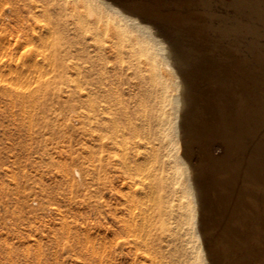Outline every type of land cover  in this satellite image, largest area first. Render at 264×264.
<instances>
[{"label":"rangeland","instance_id":"1","mask_svg":"<svg viewBox=\"0 0 264 264\" xmlns=\"http://www.w3.org/2000/svg\"><path fill=\"white\" fill-rule=\"evenodd\" d=\"M153 1L155 2L156 6L158 5L156 11L158 10L159 11L155 12V14L151 16L153 20L152 23L150 24L153 26V29L159 31L160 33L159 37L163 41H165L166 45L171 50L176 64H178L180 70L182 71L181 77L182 78L184 77L183 79L186 86L188 98H186L187 100H186L185 108L187 109V111L184 108L185 113H183V117L185 118L186 116L185 119L183 118V123H184L183 126L185 125L183 130L186 131V134L184 135V143L186 141V144L183 143L184 144L183 148L187 152L185 154L189 164L193 165L199 161V163L193 165V168L196 169L198 167L196 170L198 171L201 170V172L199 173H202L200 174L199 180L201 181V184L205 189V190L203 189L204 197H205L203 206L206 207V208L204 207V212L206 210L205 213L209 215V216H207L206 214L204 215V220L206 221V222L204 221L203 223V227L205 229L204 235H207L208 232L207 235L208 239L206 236H203L204 237L203 245L207 250H211V251L216 250L219 252V254L221 255V264L223 263L222 261H225L224 264H246V263L256 264L260 260L262 259L264 260V247H262L264 246V240H263L264 222H262L264 221V217H263L264 211H261L264 210L263 207L264 205H262L264 204L263 203L264 199H262L264 198L262 196L264 195V179H263L264 161H262L264 159L263 158V154H264L263 152L264 151L263 150L264 149V120H263L264 119V104H263L264 103V99H263L264 98V80H263L264 79V66H263L264 65V45H263L264 44L263 41L264 0H242V1L240 0H153ZM33 3H35V5ZM33 5L34 8L29 9V7ZM42 5H44L43 0H0V264H152V263L183 264L186 257L182 255L180 248L181 245L179 241L176 239L175 234L172 233L173 230H168V228H166V230L164 231L168 230V232H164L163 229L161 228L162 227L161 221L166 222L169 220L171 221L172 219H169V216L166 215L163 216L164 218L166 217L165 220L163 218H159L158 215L157 218H155L156 215L153 214L154 213L153 211H152V216L153 215L154 216L153 217L150 216L151 220L149 219V217H144V216H143L144 220L141 219L142 218L141 216L143 214L142 212H144L146 208L145 204H144L145 207L144 208L142 207L143 204L141 202H144L145 200L147 202L152 201L151 203L148 204H150V206L151 205L153 206V201H155L154 197L151 198L154 200L148 201L147 197H145L143 194L140 193L142 190H144L139 188L142 186L143 182H144L143 183L144 188L147 189L146 184L148 183L149 179L146 178V176L149 175V172L153 167V166H148L151 167L148 168L146 165L148 162H146L144 159L151 158L154 155V153L149 154L152 155L151 157L148 155V157L145 156L144 158L143 156L145 152L151 153L153 151L156 154V153H160L161 150L152 149L149 146L150 144L149 143H148L149 145L147 144L148 140L146 141V139H149V137H146V139L145 137L144 138L142 137L145 135L151 136L153 135L152 134L153 132L151 131L150 127H148L147 129L148 122L146 123L145 122L146 119L144 118L145 116L144 113L148 110V108L146 107L149 105L148 102L149 100H147L146 96H144L145 90L144 87H142V85L144 86V84L141 79L139 78L135 79L136 75L135 73H133L134 68L130 70L131 66H134L131 65L134 64L131 61L135 62L134 56H133L134 59L133 58L131 59L130 57V55L131 56L134 55V53L130 52L132 50L131 49L132 47L130 48L129 46L126 45L130 49L129 50L127 48V52L130 54L129 55L126 52V48L123 51V47H126L125 44L121 45L122 48L118 46L120 50L122 49L121 50L122 54L120 53L122 57L119 55L120 50L116 48H115L116 50L114 49L115 46L109 47L107 45L108 47H106L105 45L107 51H105L106 50L105 47L102 50L97 49L94 43L92 42V40L86 41L82 39L79 35H77L70 22L67 20L65 21V19L60 15V13L55 11L54 7H51L49 5V10L48 12L45 13L42 8L43 7ZM174 14L176 15V17ZM44 22L45 24L46 23L48 24L49 31L43 30L45 25ZM106 35L109 36V33L108 34L106 33ZM108 36H104V37L108 38ZM117 50L119 51L118 54L116 52ZM101 51H104L103 57L106 55L108 58L109 56L108 58L109 60L106 58V56L105 59H101L99 57L100 56L99 53L101 54ZM104 53L106 54L104 55ZM125 54H127V56L129 55L128 56L129 60L131 59L130 61L128 60L129 62H131L129 63V65L127 63L128 57ZM97 56L99 57V59H101L102 65L104 67L107 66L105 67L104 70H103L104 67L99 68L101 67V62L98 61L99 59L97 58ZM93 57L94 60H92ZM139 58L140 57L136 59ZM75 61H77V64ZM94 61L97 62L96 67H95L96 63L95 64L93 63ZM116 63H118V65ZM119 64L120 65L122 64L121 65L122 67H120ZM124 64H126V66ZM90 66L93 67L94 71L91 69L89 70ZM111 66L113 67V69L114 67L117 66L118 69L121 71L118 70L119 72H117V70H115L117 68H115L114 69L115 72H114ZM110 67L112 71L108 69ZM44 68H45V72H44ZM47 68L48 70H46ZM95 68L96 69L99 68L100 71L103 70L102 71L103 73H101L102 76H99L100 75L99 69H97L98 71H96ZM106 68L109 71H107ZM126 68L128 69V72L126 71L127 70ZM106 71L108 74L106 73ZM90 72L91 73L93 72V75L90 74ZM95 73L97 74L99 73V74L97 75ZM118 73L119 76H115L118 75ZM94 75H96L98 79ZM130 75L132 77H129L127 79V76ZM111 76L112 77L114 76L117 79L113 80L114 77L112 78ZM106 79L107 80L110 79V81L113 80L114 82L112 81V83H116V84L112 85V83L110 81H106ZM132 79L134 80V82H131ZM97 80L101 82L100 84H102L103 81V83L105 82L106 85L108 84L111 86L119 87L118 90L121 91L122 89L123 91V92L121 91L122 93L119 91H115L116 90L115 87L112 88L111 86H109L111 87L110 88L111 91H113V89L115 88L112 93L115 96L111 94L112 98L111 97L110 98L113 100L115 99L114 102L120 101L119 103L118 102L114 103L113 100L108 98L109 104L114 103V105H112V107L114 106L113 107L114 111L112 115L115 113L114 114L115 119L118 121L119 125H123V128L122 126H120L121 127L119 128L120 130L118 129V132L119 131L120 132L119 133L117 132L119 134L118 139L120 140V142L119 140L117 142L119 144L118 146L117 143L113 142L112 137H110L111 136L110 134H112L113 136L114 132L110 131L109 128L107 131L106 127L95 128V126L92 127L87 123V113L88 111H92L90 110L92 108H90L89 104L87 103L89 102L88 101L89 99L85 95V90L86 88L91 87L92 85L94 86L96 84L98 85L99 82L93 83V81L96 82ZM87 81L89 82L88 83L89 85H91V83L92 85L89 86L87 84ZM119 81L120 83H118ZM141 91H144V93ZM116 92L120 94H117ZM121 94L122 95L124 94L123 97L121 96V98H123L122 99L123 101L119 96ZM116 95H118L117 97L120 99L114 98L116 97ZM137 96L139 97L142 96V97L138 98ZM131 97L134 98L133 100L130 101V99H132ZM135 98L137 99L142 98L141 99L142 103ZM125 100L127 101V103L125 102ZM121 102L123 103L121 104ZM115 105L119 107L127 106L126 108L124 107L123 108L124 110H127L128 113L130 112L129 114H127L128 117L122 115L121 110L123 109H121V107L116 108L115 110ZM141 108L147 110L145 111L144 109ZM118 110L120 111L121 115L118 113L119 112ZM138 110H143V111H139L140 112L139 113ZM197 110H199V112ZM186 113L189 116H187ZM118 115H120L121 117ZM261 115L263 117H261ZM141 116H143L142 117L143 119L141 118ZM124 117L126 120L130 119V121L124 120ZM120 118L123 119L122 120L124 121L123 123L121 122ZM125 124L126 125L129 124L130 127L129 126L125 127L124 126ZM143 124L146 125L144 126ZM225 124H228V129H227L228 131H226L227 133L219 132L217 129H220V127H223V125ZM131 128L132 129L134 128L135 130L134 129L132 130ZM97 129L99 131L101 129L102 131L99 132ZM103 129H106L104 130L105 132H103ZM136 130H138L137 133H135ZM131 131H133L132 134ZM146 131H148L149 133H147ZM208 131L210 134L208 133ZM212 131L213 132L215 131L214 134ZM126 132L127 133L129 132L132 136L129 133L127 134ZM221 133L222 135H220ZM123 134L124 135L126 134L127 138L129 137L128 138L129 140L126 139L125 138L126 135L123 136ZM136 134L137 135L139 134L141 137L139 135L138 136L140 138H138V136L135 137ZM224 135L228 137H225ZM92 136H95L94 137L95 139H93ZM101 136L104 138H101ZM106 136H108L107 138H111V140L105 138ZM218 136L221 138H219ZM223 136H224V140L222 139ZM229 136L230 137L233 136L231 139L232 142ZM120 137L122 138L120 139ZM142 138L145 140H143ZM207 138L208 140L210 139L209 141H211V143L208 140H206ZM139 139H142L143 141ZM94 140L96 141L99 140V142H96ZM100 140L102 143L100 142ZM104 140H106L105 143ZM124 140H126V142H123ZM133 140H135V142H133ZM204 140L207 143H205ZM141 141L142 142L145 141V142L142 143ZM227 141L228 142L230 141V143H228ZM94 142H96L98 145L95 143L97 145L95 146ZM219 142L220 144L218 145ZM130 143L133 147L130 146ZM137 143L139 145H136ZM203 143L205 144L203 145ZM212 143L214 146L212 145ZM215 143L217 144L215 145ZM248 143L250 145H248ZM140 144H142V146ZM239 144L244 147L239 146ZM89 145L91 146L93 145L92 146L93 148ZM110 145H112V147H110ZM143 145L148 146V147L146 146L147 150H145L146 147L144 148ZM236 145H238L240 148L237 147ZM246 145L248 146L249 150L248 148H246ZM253 145H255L257 148ZM119 146L123 149V151H121L122 149H119ZM105 147H108V149L107 148L105 149ZM142 147L144 148L145 152H143L144 150L142 149ZM149 147L151 148V150ZM251 147L254 148V150ZM94 148L97 151V152L95 151V154H94V150H95ZM109 148L112 149L111 150L112 152L110 151ZM130 148L136 150L137 153L133 152V150L130 151ZM204 148H208V149L206 150ZM237 148L239 150V154L237 152ZM242 148H246V149L242 150ZM116 149L117 150L119 149L118 155L116 153L113 154L114 152H117ZM220 149L223 151H220ZM224 149L227 150L224 152ZM250 149L253 153L252 152L250 153ZM106 150H109L110 154L108 153V151L106 152ZM128 150L130 151V153L128 152ZM157 150L159 152H157ZM187 150L188 151L190 150L192 154H190L191 152H188ZM210 150L213 153H210L209 152ZM228 150L229 151L232 150L234 153L233 152L230 153ZM120 151L123 152L122 153L123 155L125 156L127 155V160L129 164L122 163L121 160L122 158L124 159L125 156L120 157L119 155ZM125 152L127 154H125ZM200 152H202L203 155L201 154L200 156L199 154ZM242 152L244 153V155ZM89 153H91L92 155L90 154L89 156ZM140 153L143 154V156ZM233 154H235V156ZM255 154H258L260 156H257ZM111 155L112 157H114L115 160V163L113 165L117 164L116 167L112 165L113 162L111 161L114 160L112 159ZM136 155L137 156L141 155L140 157H143L141 159L143 160V162H146L145 165H143L144 164L143 162L141 163L139 161L140 157H137ZM230 155L233 156L230 158ZM239 155L243 157L241 158ZM94 156L97 157L98 160H96ZM115 156L116 158L117 157L118 158L116 159ZM132 156L135 157L134 161H133L134 157ZM188 156H190L191 159ZM226 156L227 158H225ZM129 157L130 158L132 157V160H130ZM90 158L93 159L90 160ZM195 158H197L196 161L194 160ZM213 158H215L214 160L217 161L218 163H214L215 161L213 160ZM153 159L154 158L152 157L151 159H149V161L150 160L153 161ZM189 159L192 162L189 161ZM234 159H236L237 161H235ZM252 159L257 160L258 162L254 160L256 163L255 164L254 161H252ZM116 160L118 161L116 162ZM136 160L137 162L139 161L143 165V167L142 165L139 166L138 165L140 164L139 162L138 164H136L139 166V167L137 166L138 168L140 167L142 168L140 169L141 170L140 173L137 168L136 169L134 168L135 163H132V161L136 162ZM93 161H94L93 163L94 166L91 164ZM209 161H210V165L207 164L209 163ZM229 161L231 165L228 164ZM120 162L123 166L120 164ZM201 162L202 165L200 164ZM260 162L263 165H261ZM219 163H221L220 166ZM232 163L234 166L232 165ZM96 164L98 165L96 166ZM118 164L121 165V168L118 167ZM225 164L233 168L228 167ZM236 164L237 165L241 164L240 166L242 167H240L239 165L237 166ZM107 165L109 166L107 167ZM125 165H134V167L128 166V169L131 172V174L130 172L127 173V168ZM215 165L217 166L215 167ZM111 166L114 167L115 169L114 168L111 169ZM144 166H146L147 167L146 169L148 170H145ZM200 166H202L203 168ZM206 166L207 167L209 166L208 167L209 170ZM221 166L223 169L221 168ZM236 166L238 168L240 167L238 170L239 172L236 171L238 169ZM252 166L255 169H253ZM122 167H125L123 168V170H126L125 172L121 170ZM132 167L135 170H138V171L135 170L134 171L139 173L140 175L137 173L134 174L135 172L132 171L133 170ZM199 167L201 168L200 170ZM204 168L208 170L206 173L209 172L208 174L211 175L212 173V175L209 176L207 174H204L206 171ZM242 168L243 169L247 168V169L243 170ZM210 169L213 170L211 171ZM116 170L117 172H115ZM142 170H145L146 172ZM255 170L258 173L257 172L255 173ZM119 171H121V173ZM240 171L246 173L245 175L242 172L244 176L248 175L247 176L248 179L247 177L242 176V173H240ZM253 171H254L253 174L254 179H252L253 175L251 174L253 173ZM261 171H263V174ZM103 172H107V173L104 174ZM141 172L142 173L145 172L144 175H141L142 174ZM228 172H230V174L232 173V175L234 176L232 177V179H230V181L229 179H227L228 181L226 180V178H231L232 176V175L230 176ZM233 172H235L236 174ZM259 172H261L260 173L261 175L259 174ZM126 173L129 174L130 177ZM249 173L251 175L250 177H249ZM124 174H126L127 176ZM225 174L226 176H224ZM120 175L121 177L119 178L118 176ZM136 175L137 176L139 175L140 177H137ZM236 175H240L239 176L240 178ZM255 175H257L259 178ZM106 176H108V178H106ZM261 176L263 177L261 178L263 182H259L260 183L259 184L257 182L260 181ZM135 177H137L138 179L140 178L139 180H142V183ZM255 177L257 178L255 179ZM125 178L129 180H126ZM143 178L146 179L143 180ZM132 179L133 180L137 179L138 182H140L141 184L137 183V180L134 182L133 181L130 182V180ZM147 179L148 181H145ZM219 179L222 180L220 181L222 183L219 182ZM238 179L239 182L240 181L242 182V184H240L241 182L240 183L238 182ZM122 180L123 182L125 181L124 184ZM118 182L121 183L122 186ZM229 182L232 185L235 184L236 182V184L234 185L235 190L233 189L234 186L232 188L231 187L232 185L229 184ZM130 183L132 184V187L135 186L134 188L136 192L133 188L131 190L130 189L131 187L127 186ZM210 183H214V184L210 185ZM262 183L263 186L261 185ZM105 184L108 185L106 186ZM218 186L220 187V189ZM227 186L229 187L227 188ZM244 186L245 187L248 186L247 189L250 191L252 195L249 194V191ZM255 186H258V188L256 189ZM221 187L226 190L229 189L227 191L228 194ZM119 188H122V190ZM251 188L252 189L254 188L255 189V190L253 189L254 191L257 190L258 193L256 191L254 194ZM239 189L242 190L239 191ZM120 190L123 192H121ZM137 190H139L140 192H137ZM127 191L130 192L127 193ZM133 192L136 196H138V200H140L139 202L136 200V197H134L135 195L133 194ZM125 193H127L128 195L132 193L133 196L131 194H130L131 196H128ZM137 193L139 195H137ZM121 194L123 195V197L124 196L125 197L123 198ZM256 194L259 196L257 197ZM215 195L217 196V199ZM140 196L144 198L140 199L141 198ZM209 196L210 197L213 196L212 197L213 199L210 198ZM247 196H249V198ZM253 196L256 197H254L253 199ZM127 197L129 199L133 198V200H136L137 202L134 201L132 203L133 200L131 199L132 201H130L129 204L128 202L129 199H127ZM206 198L208 199L206 200ZM236 198L238 201L236 200ZM122 199L123 202H125L126 200L128 202V205H126L127 202L123 203L121 201ZM209 199L211 200V202H209L210 201ZM117 200L121 201V204L124 205V207L126 206V208L122 206L121 209L120 208L121 204ZM226 200L227 201L229 200V203H227ZM253 200L255 201L254 204H252L254 202ZM259 200H261L262 202H260ZM220 201L222 204L220 203ZM212 203L213 206L215 205V207L212 206ZM218 203L222 206V208L221 206H219ZM132 204H134V206ZM135 204L137 205L139 204V207L140 206L141 207L138 208V206H136ZM251 204L253 206H251ZM127 206L130 210L127 208ZM129 206H131V208ZM207 206L209 208V212ZM209 206L213 209H211ZM254 206L255 208L253 210L252 208ZM256 206L258 207V209ZM132 207L136 208L133 209L136 212L139 209L144 210L141 212L142 213L141 215H140V211H138L140 217L137 215L138 214L137 212L136 214L137 216L135 218L137 221L135 222L134 220V223L132 222L133 224L137 223L139 226L138 228L134 229V227H137L136 226L137 224L133 225L132 223H129V226L131 225L134 226L133 229L136 230V232H134L133 229L131 231L134 232L136 235L130 231L131 227H129L130 229L129 228L127 229L128 225H125L126 221L129 222V219L132 220L135 217V216L133 217L132 215L133 213L131 212ZM241 207L245 210L243 211ZM259 207L262 208L259 209ZM256 209L260 214L256 211ZM128 210L130 211V213ZM218 211L220 213H218ZM250 211L254 213L252 214ZM123 212H127V213H123ZM241 212L243 213L245 212V213L243 214ZM257 213L259 214V218ZM124 214L125 215L128 214V215L125 216ZM129 214L133 218H130ZM261 214H263V216ZM118 215L120 217H118ZM229 216L231 217L230 220L228 221ZM121 218L122 220L125 221L124 224L121 222ZM152 218L153 219L155 218L157 224L155 220L152 221ZM207 218L208 220H206ZM219 218L221 221L218 220ZM118 219L120 220L121 223L119 222ZM139 219H140V223H145V222L148 223V224L145 223L146 225L143 224L144 229L146 231H143L141 229L143 228V225L142 227H140L139 225L140 223L138 222ZM145 219L146 220L148 219L149 222L152 221L151 222V225L153 224L152 227L150 226L147 227L150 224L149 222L145 221ZM234 219L235 221H233ZM210 221L213 223H211ZM218 221H220L221 223L219 222L220 224H218ZM227 221L229 222L230 225L228 224ZM172 222H173L172 223L173 227H175L174 224L175 222L173 220ZM235 222L236 224L241 223V225L237 224L238 225L237 226ZM257 222L259 225L257 224ZM226 223L228 227L226 226ZM245 225L246 227L244 228L243 226ZM233 227L235 228L234 230ZM237 227L238 229L239 228L240 229L238 230ZM260 227L263 229L262 231L260 230L261 229ZM125 228L126 230H129L127 231L128 233H131L129 234L130 236H128L127 234L125 236V234L121 232L125 230ZM139 228L141 230H139ZM151 228L154 229L156 233L154 231H149L152 230ZM222 228L224 230L227 229V231H222ZM156 229L159 230L156 231ZM241 229L242 232L240 231ZM246 230L247 232H245ZM254 230L256 231V233H254ZM141 231L143 232L139 234L138 232ZM148 231L149 234H147ZM251 231L252 234L250 233ZM258 231H260V233ZM145 232L147 233L145 234ZM167 233L169 235H167ZM144 234L146 236H144ZM210 234L211 235L213 234V236L216 237L213 238ZM253 234L256 235L254 236ZM142 235L146 237L147 240L146 239L141 240V238L143 237ZM250 235H253L254 238L253 236L251 237ZM136 236H139L140 239L138 237L136 238ZM150 236H152V238H156L157 240L154 239L155 241H152L153 239L150 238ZM220 237H222L223 239ZM258 237L260 238V240L258 239ZM133 238L134 240L137 241L135 242ZM245 239L246 241L248 239L249 240L246 242ZM226 240L229 243H231L232 246H230L231 244H229ZM138 241L139 242L142 241V242L138 243ZM144 241L147 242V243L145 242L146 245L147 244L149 245L147 246L143 245L145 244ZM217 241L218 242L220 241V243L222 244L217 243ZM241 241L242 242L245 241L244 242L245 244L241 243ZM260 241L263 242L262 243L263 245L260 244L261 243ZM134 242L136 245L133 244ZM208 242L210 245L208 244ZM205 243H207L206 246ZM141 244H142V248H145V250L141 248ZM219 244L223 246V249H221L222 247L219 246ZM240 244L241 246H239ZM225 245L226 247H224ZM236 245H238L240 248L238 246L236 247ZM138 246L140 247V249L138 248ZM146 247H148V249ZM238 249L240 253H238ZM242 250L243 251L245 250L246 252L244 253ZM248 250H250L251 252ZM252 250L254 252H252ZM148 251L149 252L151 251L150 252L151 256L153 255V253L155 254L153 255L154 257H152L153 258L152 260L150 259L146 260L145 258L147 257V255L146 257H144L145 254L149 253ZM248 252H250L251 254H249ZM252 253L253 255L254 254L255 255L252 256ZM235 254H237V256ZM239 254H241L243 258L240 257L241 255ZM259 254L263 255V257L260 258L261 255ZM227 257L229 258V260ZM230 257H233V259L235 260L233 261V259H231ZM154 258L157 259L158 261L157 263L155 262L156 259L154 260ZM254 258L257 259L254 260ZM224 259H226L227 262ZM228 261L230 262L228 263ZM261 262L257 264H260Z\"/></svg>","mask_w":264,"mask_h":264},{"label":"bare ground","instance_id":"2","mask_svg":"<svg viewBox=\"0 0 264 264\" xmlns=\"http://www.w3.org/2000/svg\"><path fill=\"white\" fill-rule=\"evenodd\" d=\"M240 1H242V0H240ZM157 2V1H156ZM43 3H44V5H42L43 7V10H44V12L46 13V12H48V10H49V5L51 6V7H54L55 8V11H57V12H59L60 13V15L65 19V21L67 20V21H69L70 22V24L72 25V27L74 28V30H75V32H76V34L77 35H79L82 39H84V40H92V42L94 43V45L96 46V48L97 49H100V50H102V49H104V47H105V45H106V47H112V46H115L114 47V49L116 48V49H119L118 48V46H120L121 47V45L122 44H125V46L127 45V46H129L132 50L130 51V52H132V53H134V55H130L128 52H127V48L129 49V47H123V51L125 50V48H126V52L130 55V57H131V59L133 58V56H134V60H135V62L134 61H131V62H133L134 64H131V65H134V66H131V69L130 70H132V68H134L133 70H134V72L133 73H135V75H136V78L135 79H137V78H139V79H141L142 80V82H143V84H144V86L142 85V87H144V90H145V94H144V96H146V98H147V100H149L148 102H149V105L146 107V108H148V110L147 109H144V108H141V109H144L145 111V116H144V118L146 119V123H147V129H148V127H150V129H151V131L153 132H151L153 135H151V136H146L145 134H143V135H145V136H142L143 138L145 137V139H146V137H149V139H146V141L148 140V142H147V144L152 148V149H159V150H161L160 151V153H156L155 154V152H151V153H146L145 152V150H147V147L146 146H144V148L146 147V149L144 150V148L142 147V149L144 150L143 152H145L144 153V156H143V154H141L144 158H145V156L146 157H148V155L149 154H152V153H154V155L152 156V155H149L150 157L152 156L154 159H153V161H151V162H153V163H151L150 161H149V159H151V158H149V159H147V158H145L144 160L146 161V162H150L149 163V165H148V163L146 164L147 165V167L148 166H153L152 167V169L150 170V172L149 171H147V172H149V175L148 174H146V175H148V176H146V178H148L149 179V181H148V179L147 180H145V181H148V183L146 184L147 186V189H145L144 188V186H143V183H142V180H139L137 177H140L139 175V173H140V169H142L141 167L140 168H138L140 165H142L141 163L143 162V160L141 159V158H143V157H140V156H137V157H140V164H138V162H137V160H136V162H133L134 160H135V154H134V156H132V157H134V159H133V161H132V163H135V167H134V165H125L126 166V168H127V173H129L130 171H129V169H128V166H133L135 169L137 168L138 170H139V173H137V172H135V171H138V170H135L133 167H132V169H130V170H132V171H134L135 173L134 174H139L137 177H135V178H137L141 183H142V186H143V188H142V186L141 187H139L140 189H144V190H142L141 192L139 191V190H137V192H140L141 194H143L145 197H147V199H148V201L149 200H154L155 199V201H153V206L151 205L150 206V204H148V203H151L150 201L149 202H147L146 200L144 201V202H141L143 205L145 204L146 205V208H145V211L144 210H138V211H140V215L142 214V220H144L143 218L144 217H149V219H150V216L151 217H153L152 216V211L154 212L153 214H155L156 216H155V218H157V215H158V217L159 218H163L164 220H165V218L163 217V216H169V219H172L175 223V227H173V225H172V220L170 221H161V228L163 229V231L164 230H166V228H168V230H173V232L172 233H174L175 234V237H176V239L179 241V243H180V245H181V252H182V255H184L185 257H186V259L184 260V262H183V264H221V255L219 254V252L218 251H216V250H214V251H211V250H207V249H205V247H204V245H203V236H206L207 237V235H208V232H207V235H204V233H205V229H204V227H203V223H204V215L206 214L207 216H209L207 213H205L206 212V210H205V212H204V207L205 206H203V202H204V192H203V185L201 184V181L199 180L200 179V174H202V173H199V172H201V168L200 167H202V166H200L199 167V170L200 171H198V170H196L195 168H193V165H195V164H197V163H199V161L198 162H196L195 164H189V162H188V160H187V157H186V154L185 153H187L186 152V150L183 148V145L184 144H186V141H185V143H184V135L186 134V131H184L183 130V128H184V126H183V113H185V104H186V98H188L187 97V91H186V86H185V82H184V77L182 78L181 76V73H182V71L180 70V68H179V66H178V64H176V62H175V60H174V56H173V54H172V52H171V50L169 49V47L166 45V43H165V41H163L160 37H159V35H160V33H159V31L158 30H156V29H153V26L150 24V23H152V20H153V18L151 17V16H153L154 14H155V12H158V11H156L157 10V6H156V4H155V2L153 1V0H43ZM32 4V3H31ZM34 5H35V3H33ZM34 5L33 6H31V7H29V9H33L34 8ZM229 5V4H228ZM163 6V5H162ZM187 6V5H186ZM237 6V5H236ZM247 6V5H246ZM250 6V5H249ZM248 6V7H249ZM177 7V6H176ZM159 8V7H158ZM173 8V7H172ZM37 9V8H36ZM34 11V10H33ZM181 11H183V10H181ZM214 11V10H213ZM187 12V11H186ZM212 12V11H211ZM252 12V11H251ZM181 13V12H180ZM183 13H185V12H183ZM191 13V12H190ZM217 13V12H216ZM156 14H158V13H156ZM182 14V13H181ZM188 14V13H187ZM193 14V13H192ZM214 14V13H213ZM262 14V13H261ZM175 15V14H174ZM183 15V14H182ZM220 15V14H219ZM251 15V14H250ZM37 16V15H36ZM184 16H187V15H184ZM183 16V17H184ZM171 17V16H170ZM175 17H176V15H175ZM253 17V16H252ZM201 18V17H200ZM173 19V18H172ZM172 19H171V21H172ZM175 19V18H174ZM177 19V18H176ZM198 19V18H197ZM261 19V18H260ZM158 20V19H157ZM178 20V19H177ZM225 20V19H224ZM179 21H181V20H179ZM255 21V20H254ZM178 22V21H177ZM172 23V22H171ZM170 23V24H171ZM44 24H45V22H44ZM173 24H175V23H173ZM42 27H43V25H42ZM253 27V26H252ZM45 28V29H44ZM44 28H43V30L45 31H49V26H48V24L46 23L45 25H44ZM172 30V29H171ZM253 30V29H252ZM257 30H258V28H257ZM260 30V29H259ZM222 32V31H221ZM248 32V31H247ZM106 33L108 34L109 33V36L108 35H106ZM220 34V33H219ZM224 34V33H223ZM236 34H237V32H236ZM193 35V34H192ZM253 35V34H252ZM104 36H108V38L106 37H104ZM170 36V35H169ZM233 37V36H232ZM231 37V38H232ZM176 38V37H175ZM227 39V38H226ZM209 40H210V38H209ZM215 41V40H214ZM263 41H264V39H263ZM234 42V41H233ZM258 43V42H257ZM256 43V44H257ZM108 45V46H107ZM262 45V44H261ZM264 45V44H263ZM117 46V47H116ZM241 46V45H240ZM257 46V45H256ZM259 46V45H258ZM105 47V48H106ZM171 47V46H170ZM193 47V46H192ZM233 47V46H232ZM122 48V47H121ZM231 48V47H230ZM240 48V47H239ZM254 48V47H253ZM115 49V50H116ZM172 49V48H171ZM120 50V49H119ZM122 50V49H121ZM121 50H120V52L117 50L116 52H117V54H118V52H119V55L121 56V54H122V52H121ZM130 50V49H129ZM95 51H98V50H95ZM105 51H107V48H106V50ZM103 52L104 51H101V54L99 53V57L101 58V59H105V54L106 53H104V57H103ZM244 52V51H243ZM121 53V54H120ZM245 53V52H244ZM126 56H127V54H125ZM128 55V56H129ZM175 55V54H174ZM243 55H245V54H243ZM92 56H94V55H92ZM124 56V55H123ZM127 56V57H128ZM206 56V55H205ZM235 56V55H234ZM253 56V55H252ZM96 57V56H95ZM99 57L97 56V58L99 59ZM117 57H118V55H117ZM122 57V56H121ZM138 57H140L139 59H136V58H138ZM141 57H142V59H141ZM172 57H173V59H172ZM222 57V56H221ZM230 57V56H229ZM106 58H107V56H106ZM108 58H109V56H108ZM107 58V59H108ZM235 58V57H234ZM97 59V60H98ZM101 59H99L98 61H100L101 62ZM106 59V60H107ZM117 59V58H116ZM130 59V60H131ZM209 59V58H208ZM92 60H94V57H93V59ZM97 60H95V61H97ZM105 60V61H106ZM109 60V59H108ZM118 60V59H117ZM117 60H116V62H117ZM120 60V59H119ZM122 60V59H121ZM129 60V57H128V59H127V61ZM129 60V61H130ZM216 60V59H215ZM89 61H90V59H89ZM93 62L94 64L96 63V65H95V67L97 66V62ZM123 61H125V60H123ZM127 62L128 63V65H129V63H131V62ZM239 61V60H238ZM76 62V64H77V61H75ZM92 62V61H91ZM99 62V63H100ZM107 62V61H106ZM106 62H104V63H106ZM200 62V61H199ZM229 62V61H228ZM230 62H232V61H230ZM240 62V61H239ZM247 62V61H246ZM251 62V61H250ZM262 62V61H261ZM90 63V62H89ZM88 63V64H89ZM119 63V62H118ZM118 63H116L117 65H118ZM120 63H121V61H120ZM125 63V62H124ZM210 63V62H209ZM235 63V62H234ZM74 64V63H73ZM190 64V63H189ZM201 64V63H200ZM236 64V63H235ZM239 64H241V63H239ZM257 64V63H256ZM47 65V64H46ZM54 65V64H53ZM55 65H57V64H55ZM100 65V64H99ZM120 65V64H119ZM122 65V64H121ZM120 65V67H122ZM125 66H126V64H124ZM123 65V66H124ZM251 65V64H250ZM88 66V65H87ZM92 66H93V64H92ZM217 66V65H216ZM229 66V65H228ZM235 66V65H234ZM264 66V65H263ZM104 66L102 65V62H101V67H99V68H103ZM105 67H107V66H105ZM105 67L103 68V70L105 69ZM112 67V66H111ZM111 67L110 68H108V69H110V71H112L111 70ZM130 67V66H129ZM182 67V66H181ZM208 67V66H207ZM230 67V66H229ZM99 68H97V69H99ZM115 68H117V69H115ZM210 68V67H209ZM234 68V67H233ZM255 68H258V67H255ZM52 69V68H51ZM93 70V67H89V70ZM96 69V68H95ZM96 69V71H98ZM107 68H106V70L107 71H109ZM112 69H113V67H112ZM114 69L115 70H117V72H119V71H121V70H119L118 69V67L116 66V67H114ZM113 69V71L115 72V70ZM123 69V68H122ZM127 69V68H126ZM201 69V68H200ZM46 70H48V68L46 69ZM102 70V71H103ZM119 70V71H118ZM124 70V69H123ZM129 70V71H130ZM218 70V69H217ZM94 71V70H93ZM102 71H100V69H99V72H100V75L99 76H102L101 75V73H103ZM107 71H106V73H107ZM127 72H128V69L126 70ZM44 72H45V68H44ZM48 72V71H47ZM105 72V71H104ZM126 72V73H127ZM237 72V71H236ZM243 72V71H242ZM132 73V72H131ZM220 73V72H219ZM240 73V72H239ZM45 74V73H44ZM90 74H92L93 75V72L91 73L90 72ZM95 74H97V73H95ZM99 74V73H98ZM97 74V75H98ZM108 74V73H107ZM114 74V73H113ZM116 74V73H115ZM121 74V73H120ZM122 74H125V73H122ZM128 74V73H127ZM242 74V73H241ZM260 74H261V72H260ZM38 75V74H37ZM92 75H91V77H92ZM225 75V74H224ZM235 75V74H234ZM238 75V74H237ZM251 75V74H250ZM47 76V75H46ZM95 77H96V75H94ZM98 76V77H99ZM103 76H104V74H103ZM110 76V75H109ZM108 76V77H109ZM115 76H119V73H118V75H115ZM184 76V75H183ZM106 77V76H105ZM112 77V76H111ZM114 77V76H113ZM112 77V78H113ZM129 77H132L131 75L130 76H127V79L129 78ZM190 77V76H189ZM248 77V76H247ZM246 77V78H247ZM97 78V77H96ZM187 78V77H186ZM98 79V78H97ZM101 79V78H100ZM103 79V78H102ZM108 79V78H107ZM106 79V81H110V79L109 80H107ZM116 80L117 78L116 77H114L113 78V80ZM119 79V78H118ZM122 79V78H121ZM232 79V78H231ZM242 79V78H241ZM95 80V79H94ZM105 80V79H104ZM113 80H111L110 82L112 83V81ZM131 80V79H130ZM141 80H140V82H141ZM203 80V79H202ZM264 80V79H263ZM118 81V80H117ZM117 81H115V82H117ZM121 81V80H120ZM120 81L118 82V83H120ZM136 81V80H135ZM190 81V80H189ZM97 82H99V80H97L96 82L95 81H93V83H97ZM114 82V81H113ZM131 82H134V80L132 79V81ZM137 82V81H136ZM138 82H139V80H138ZM192 82V81H191ZM249 82V81H248ZM89 82L87 81V84H88ZM91 83V82H90ZM101 82H99V84H100ZM189 83V82H188ZM207 83V82H206ZM234 83V82H233ZM92 85V83H91V85H89V86H91V87H88V88H86V90H85V95L87 96V98L89 99L88 101L89 102H87L88 104H89V106H90V108H92V109H90V110H92V111H88V113H87V123H88V125H90V126H95V128L96 127H106L107 128V131H108V128H109V130L110 131H112V132H114L113 133V136H112V134H110L111 136L110 137H112V139H113V142H115V143H117L118 142V136H119V132H118V129L119 128H121L120 126H122V128H123V125H119V123H118V121L115 119V117H114V114L112 115V113H113V107H112V105H114V103H116V102H118V101H115L114 102V100L113 99H111L112 97H111V94L113 93V91H114V89L116 88V90L115 91H119L118 90V88L119 87H115V86H111V85H106L105 84V82L103 83V81H102V84H100V85ZM105 84V85H104ZM116 83H112V85H115ZM140 84V83H139ZM139 84H138V86H139ZM190 84V83H189ZM231 84H232V82H231ZM255 84V83H254ZM109 86H111L112 88L113 87H115L114 89H113V91H111V87H109ZM141 86V85H140ZM189 86V85H188ZM192 86V85H191ZM226 86V85H225ZM232 86V85H231ZM259 86V85H258ZM234 88V87H233ZM132 90V89H131ZM231 90V89H230ZM233 90H235V89H233ZM239 90V89H238ZM121 91H122V89H121ZM121 91H119V92H121ZM140 91V90H139ZM123 92V91H122ZM121 92V93H122ZM141 92H143L144 93V91H141ZM140 92V93H141ZM238 92V91H237ZM260 92V91H259ZM117 93V92H116ZM133 93V92H132ZM250 93V92H249ZM115 94V93H114ZM117 94H120V93H117ZM228 94V93H227ZM257 94V93H256ZM113 95V94H112ZM124 95V94H123ZM123 95L121 94V95H119L120 96V98H121V96L123 97ZM134 95V94H133ZM132 95V96H133ZM142 95V94H141ZM252 95H254V94H252ZM251 95V96H252ZM113 96H115V95H113ZM118 95H116V97H114V98H118L117 97ZM250 96V97H251ZM111 97V98H110ZM138 98H140V97H142V96H137ZM256 97V96H255ZM108 98L109 99H111V100H113V102L114 103H108ZM120 98H118V99H120ZM132 98V97H131ZM134 98V97H133ZM133 98L132 99H130V101L131 100H133ZM252 98V97H251ZM107 99V100H106ZM117 99V100H118ZM123 98H121V100H122ZM125 99V98H124ZM135 99H137V98H135ZM142 99V98H141ZM141 99H137L138 101H140L141 102ZM235 99V98H234ZM264 99V98H263ZM106 100V101H105ZM87 101V100H86ZM123 101V100H122ZM136 101V100H135ZM134 101V102H135ZM242 101V100H241ZM249 101V100H248ZM120 102V101H119ZM118 102V103H119ZM125 102L127 103V101L125 100ZM217 102V101H216ZM247 102V101H246ZM86 103V104H87ZM108 103V104H107ZM123 102H121V104H122ZM142 103V102H141ZM189 103H190V100H189ZM218 103V102H217ZM264 104V103H263ZM119 105V104H118ZM255 105V104H254ZM127 106H128V104H127ZM126 106V107H127ZM247 106V105H246ZM252 106V105H251ZM261 106V105H260ZM121 107V106H120ZM119 106H117V105H115V110H116V108H120ZM124 107V106H123ZM121 107V109H123V110H121L122 111V115H124L125 117H128L127 116V114H129L128 113V111L127 110H124V108H126V107ZM250 107V106H249ZM89 108V107H88ZM185 108V109H184ZM224 108H225V106H224ZM263 109V108H262ZM89 110V109H88ZM250 110V109H249ZM119 111V110H118ZM139 111H143V110H138V112ZM186 111H187V109H186ZM194 111V110H193ZM198 112H199V110H197ZM116 112V111H115ZM258 112V111H257ZM119 114H120V111L118 112ZM117 113V114H118ZM140 113V112H139ZM187 114V113H186ZM201 114V113H200ZM220 114V113H219ZM121 115V114H120ZM120 115H118V116H120ZM142 115H143V112H142ZM130 116V115H129ZM187 116H189L188 114H187ZM194 116V115H193ZM121 117V116H120ZM123 117V116H122ZM125 117H124V120H126L125 119ZM143 116H141V118H142ZM259 117V116H258ZM261 117H263L262 115H261ZM185 118H186V116H185ZM184 118V119H185ZM118 119H119V117H118ZM121 119V122L123 123L124 121H122L123 119L122 118H120ZM143 119V118H142ZM199 119V118H198ZM220 119H222V118H220ZM191 120V119H190ZM203 120V119H202ZM216 120V119H215ZM261 120V119H260ZM264 120V119H263ZM126 121H130V119L128 120H126ZM186 121V120H185ZM212 121V120H211ZM120 122V121H119ZM262 122V121H261ZM128 123V122H127ZM131 123H132V121H131ZM131 123H129V124H131ZM186 123V122H185ZM196 123V122H195ZM215 123V122H214ZM129 124L128 125H124L125 127L126 126H129ZM148 124H149V126H148ZM191 124V123H190ZM237 124V123H236ZM250 124V123H249ZM263 124V123H262ZM144 126L146 125V124H143ZM187 125V124H186ZM214 125V124H213ZM220 125V124H219ZM240 125V124H239ZM132 126V125H131ZM190 126H192V125H190ZM91 127V128H92ZM130 127V126H129ZM133 127V126H132ZM214 127V126H213ZM217 127V126H216ZM220 127V126H219ZM95 128H93V129H95ZM135 128V127H134ZM133 128V129H134ZM144 128V127H143ZM126 129V128H125ZM132 129V128H131ZM132 129V130H133ZM136 129V128H135ZM134 129V130H135ZM146 129V130H147ZM149 129V130H150ZM194 129H195V127H194ZM228 129V124H225V125H223V127H220V129H217L219 132H222V133H224V132H226V131H228L227 130ZM244 129V128H243ZM98 130V129H97ZM97 130H96V132H97ZM104 130H106V129H103V132H105ZM120 130V129H119ZM196 130H199V129H196ZM216 130V131H217ZM239 130V129H238ZM246 130V129H245ZM99 131V130H98ZM100 131H102L101 129H100ZM99 131V132H100ZM127 131H128V129H127ZM129 131H130V129H129ZM142 131V130H141ZM140 131V132H141ZM144 131V130H143ZM118 132V133H117ZM123 132H125V131H123ZM122 132V133H123ZM132 132L133 131H131V134H132ZM138 132V130H136L135 131V133H137ZM147 133H149L148 131H146ZM200 132V131H199ZM199 132H198V135H199ZM213 132V131H212ZM215 132V131H214ZM214 132H213V134H214ZM236 132V131H235ZM242 132V131H241ZM127 133V132H126ZM129 133V132H128ZM127 133V134H128ZM135 133H133V134H135ZM142 133H144V132H142ZM193 133V132H192ZM205 133V132H204ZM207 133V132H206ZM208 133H209V131H208ZM222 133L220 134V135H222ZM227 133V132H226ZM225 133V134H226ZM107 134V133H106ZM105 134V135H106ZM130 134V133H129ZM130 134V135H131ZM210 134V133H209ZM219 134V133H218ZM236 134V133H235ZM100 135V134H99ZM126 135V134H125ZM124 134H123V136H125ZM129 135V136H130ZM139 135V134H138ZM137 134L135 135V137L136 136H138ZM147 135H149V134H147ZM204 135V134H203ZM219 135V136H220ZM234 135V134H233ZM238 135V134H237ZM90 136H91V134H90ZM121 136V135H120ZM122 136V137H123ZM132 136V135H131ZM140 136V135H139ZM138 136V138H140ZM212 136V135H211ZM211 136H209V137H211ZM214 136V135H213ZM218 136V137H219ZM225 137H228V136H226V135H224ZM224 136H223V140H224ZM236 136V135H235ZM242 136V135H241ZM95 136H92V138L93 139H95L94 138ZM108 136H106L105 138H107ZM122 137H120V139L122 138ZM134 137V136H133ZM151 137V138H150ZM194 137V136H193ZM208 137V136H207ZM217 137V138H218ZM232 137L233 136H229V138H230V140L232 139ZM237 137V136H236ZM239 137V136H238ZM243 137V136H242ZM241 137V138H242ZM101 138H104V137H102L101 136ZM125 138L126 139H128L127 138V135L125 136ZM125 138H123V139H125ZM137 138V139H138ZM142 138V139H143ZM187 138V137H186ZM211 138H213V137H211ZM219 138H221V137H219ZM235 138V137H234ZM233 138V139H234ZM240 138V137H239ZM239 138H238V140H239ZM90 139V138H89ZM96 139H98V138H96ZM100 139V138H99ZM107 139H109V140H111V138H107ZM137 139H136V141H137ZM142 139H139V140H142ZM145 139H143V140H145ZM222 139H220V140H222ZM228 139V138H227ZM226 139V140H227ZM129 140V139H128ZM131 140V139H130ZM142 140V141H143ZM187 140V139H186ZM206 140H208V138L206 139ZM210 140V139H209ZM208 140V141H209ZM219 140V141H220ZM229 140V139H228ZM260 140V139H259ZM94 141H96V140H94ZM105 141L106 140H104V143H105ZM141 141V142H142ZM217 141V140H216ZM234 141V140H233ZM96 142H99V140L98 141H96ZM96 142H94V144L96 143ZM100 142H101V140H100ZM119 142H120V140H119ZM122 142V141H121ZM123 142H126V140H124ZM122 142V143H123ZM130 142H132V141H130ZM133 142H135V140H133ZM145 142V141H144ZM144 142H142V143H144ZM199 142H201V141H199ZM204 142H205V140H204ZM210 143H211V141H209ZM214 142V141H213ZM221 142H223V141H221ZM225 142V141H224ZM228 142V141H227ZM231 142H232V140H231ZM237 142V141H236ZM240 142V141H239ZM238 142V143H239ZM242 142V141H241ZM253 142V141H252ZM102 143V142H101ZM140 143V142H139ZM184 143V144H183ZM189 143V142H188ZM205 143H207V142H205ZM205 143H203V145L205 144ZM209 143V144H210ZM226 143V142H225ZM224 143V144H225ZM228 143H230V141L228 142ZM263 143V142H262ZM91 144V143H90ZM97 144V143H96ZM95 144V146H97ZM107 144V143H106ZM125 144V143H124ZM124 144H122V145H124ZM146 144V143H145ZM217 143H215V145H216ZM220 144V142L218 143V145ZM223 144V143H222ZM221 144V145H222ZM233 144V143H232ZM241 144V143H240ZM239 144V146H241ZM243 144H244V142H243ZM242 144V145H243ZM114 145V144H113ZM119 144L117 143V146H118ZM129 145V144H128ZM127 145V146H128ZM136 145H139L138 143L136 144ZM141 146H142V144H140ZM212 145H213V143H212ZM218 145H217V148H218ZM226 145H228V144H226ZM235 145V144H234ZM248 145H250L249 143H248ZM89 146H91V145H89ZM93 146V145H92ZM91 146V147H92ZM108 146V145H107ZM130 146H132L131 145V143H130ZM140 146V147H141ZM198 146V145H197ZM214 146V145H213ZM225 146V145H224ZM237 147H239L238 145H236ZM253 146H255V145H253ZM252 146V147H253ZM90 147V148H91ZM99 147V146H98ZM110 147H112V145H110ZM133 147V146H132ZM149 147V148H150ZM186 147H187V145H186ZM203 147V146H202ZM205 147V146H204ZM206 147H207V145H206ZM209 147H212V146H209ZM230 147V146H229ZM234 147V146H233ZM241 147H244V146H241ZM251 147V148H252ZM256 147V146H255ZM93 148V147H92ZM108 149V147H105V149ZM136 148V147H135ZM134 148V149H135ZM137 148H138V146H137ZM136 148V149H137ZM151 148H150V150H151ZM190 148V147H189ZM188 148V149H189ZM219 148H220V146H219ZM222 148V147H221ZM227 148V147H226ZM231 148V147H230ZM240 148V147H239ZM246 148H248V146L246 145ZM246 148H242V150H244V149H246ZM257 148V147H256ZM255 148V149H256ZM95 149V148H94ZM100 149V148H99ZM110 149V151L112 150L111 148H109ZM119 149H122L120 146H119ZM118 149V150H119ZM202 149V148H201ZM204 149H208V148H204ZM203 149V150H204ZM212 149V148H211ZM215 149H216V147H215ZM223 149V148H222ZM229 149V148H228ZM232 149V148H231ZM253 150H254V148H252ZM117 150V149H116ZM118 150H117V152H114L113 154H117L118 155ZM131 150H133L132 148H130V151ZM138 150H141V149H138ZM203 150H202V152H203ZM205 150V151H206ZM227 150V149H226ZM225 149H224V152L226 151ZM235 150V149H234ZM241 150V149H240ZM248 150H249V148H248ZM248 150H246V151H248ZM264 150V149H263ZM95 151H96V149L94 150V154H95ZM105 151V150H104ZM103 151V152H104ZM108 151V153L110 154V152H109V150H106V152ZM121 151H123V149L121 150ZM119 152V155H120V157H123V156H125V155H123L122 153L123 152ZM130 151L128 150V152L130 153ZM188 151V150H187ZM196 151V150H195ZM217 151V150H216ZM220 151H223V150H221L220 149ZM229 151V150H228ZM236 151V150H235ZM245 151V152H246ZM90 152H91V150H90ZM97 152V151H96ZM112 152V151H111ZM133 152H135V153H137L136 152V150H133ZM141 152V151H140ZM150 152V151H149ZM157 152H159L158 150H157ZM188 152H191L190 150L188 151ZM202 152H200L199 154H200V156H201V154H202ZM210 153H213V152H211V150L209 151ZM223 152V153H224ZM230 153L231 152H233L232 150H230L229 151ZM237 152H238V154H239V150H238V148H237ZM252 151H251V149H250V153H251ZM255 152V151H254ZM264 152V151H263ZM129 153H128V155H129ZM208 153V152H207ZM215 153H218V152H215ZM222 153V154H223ZM234 153V152H233ZM243 153V152H242ZM241 153V154H242ZM253 153V152H252ZM90 154L91 153H89V156H90ZM105 154V153H104ZM112 154V153H111ZM125 154H127L126 152H125ZM139 154V153H138ZM189 154V153H188ZM190 154H192V152L190 153ZM195 154V153H194ZM194 154H193V157H194ZM197 154H198V152H197ZM204 154H206V153H204ZM221 154V153H220ZM225 154V153H224ZM237 154V155H238ZM259 154H260V152H259ZM92 155V154H91ZM97 155H99V154H97ZM122 155V156H121ZM196 155V154H195ZM203 155V154H202ZM213 155V154H212ZM228 155V154H227ZM234 156H235V154H233ZM232 155V156H233ZM243 155H244V153H243ZM248 155H250V154H248ZM255 155H257V156H260V155H258V154H255ZM96 156V155H95ZM94 156V157H95ZM105 156V155H104ZM131 156V155H130ZM190 156H192V155H190ZM190 156H188V157H190ZM197 156V155H196ZM199 156V157H200ZM225 156V155H224ZM231 155H230V158L232 157ZM241 158L243 157V156H241V155H239ZM253 156V155H252ZM256 156V157H257ZM107 157V156H106ZM111 157H112V155H111ZM132 157L130 158V160H132ZM136 157V158H137ZM193 157H192V159H193ZM198 157V158H199ZM254 157V156H253ZM261 157H262V155H261ZM260 157V158H261ZM99 158V157H98ZM115 158H116V156H115ZM118 158V157H117ZM116 158V159H117ZM225 158H227V156L225 157ZM255 158V157H254ZM258 158V157H257ZM263 158H264V154H263ZM93 158H90V160H92ZM95 159L96 160H98L97 159V157H95ZM104 159H105V157H104ZM112 159L114 160V157H112ZM121 159V158H120ZM147 159V160H146ZM190 159H191V157H190ZM189 159V161H191ZM196 159L197 158H195L194 160L196 161ZM202 159V158H201ZM215 158H213V160H214ZM219 159V158H218ZM217 159V160H218ZM229 159V158H228ZM233 159V158H232ZM193 160V161H194ZM203 160V159H202ZM206 160V159H205ZM235 161H237L236 159H234ZM251 160V159H250ZM255 160V159H254ZM253 159H252V161H254ZM262 160V159H261ZM260 160V161H261ZM118 160H116V162H117ZM120 161V160H119ZM122 163H124V164H129V162H128V160H127V155L124 157V159L122 158ZM201 161V160H200ZM215 161V160H214ZM220 161V160H219ZM227 161V160H226ZM256 162H258L257 160H255ZM255 161H254V163H255ZM262 161H264V159L262 160ZM95 162H97V161H95ZM107 162V161H106ZM111 162H113L112 163V165L115 163V160L114 161H111ZM146 162H143L144 164L143 165H145V163ZM192 162V161H191ZM206 162V161H205ZM207 162H208V159H207ZM228 162V161H227ZM226 162V163H227ZM93 163H94V161L91 163L92 165H93ZM131 163V162H130ZM214 163H218L217 161H215ZM225 163V162H224ZM238 163V162H237ZM247 163H248V161H247ZM253 163V162H252ZM103 164V163H102ZM107 164V163H106ZM120 164H121V162H120ZM120 164H118V167H120L121 168V165ZM136 164H138V165H136ZM153 164V165H152ZM156 164H157V166H156ZM201 165H202V162L200 163ZM203 164H206V163H203ZM207 164H209L210 165V161H209V163H207ZM220 164L221 163H219V166H220ZM228 164H230V161H229V163ZM234 164H235V162H234ZM256 164V163H255ZM260 164H261V162H260ZM98 164H96V166H97ZM143 165H142V167H143ZM155 165V166H154ZM212 165V164H211ZM218 165V164H217ZM217 165H215V167L217 166ZM225 165H227V164H225ZM231 165V164H230ZM232 165H233V163H232ZM237 165V164H236ZM239 166L241 165V164H238ZM237 165V166H238ZM254 165V164H253ZM261 165H263V164H261ZM94 166V165H93ZM109 165H107V167H108ZM114 167H116L117 166V164L116 165H113ZM123 166V165H122ZM138 166V167H137ZM197 166H199V165H197ZM204 166V165H203ZM213 166V165H212ZM228 166V165H227ZM234 166V165H233ZM236 166V167H237ZM255 166V165H254ZM92 167V166H91ZM98 167H100V166H98ZM114 167H112L111 166V169L112 168H114ZM118 167H117V170H118ZM129 167V168H130ZM145 167V170H148V169H146L147 167L146 166H144ZM207 167V166H206ZM209 167V166H208ZM207 167V168H208ZM223 167H225V166H223ZM228 167H231V166H228ZM227 167V168H228ZM236 167H235V169H236ZM240 167H242V166H240ZM239 167V168H240ZM247 167V166H246ZM257 167H258V165H257ZM260 167V166H259ZM263 167V166H262ZM119 168V169H120ZM123 168H125V167H122V169L121 170H123ZM148 168H151V167H148ZM203 168V167H202ZM213 168V167H212ZM220 168V167H219ZM221 168H222V166H221ZM231 168H233V167H231ZM238 168V167H237ZM239 168L236 170L237 172H239L238 170H239ZM249 168V167H248ZM252 168H253V166H252ZM95 169V168H94ZM101 169H102V166H101ZM115 169V168H114ZM205 169V168H204ZM214 169V168H213ZM212 169V170H213ZM223 169V168H222ZM226 169V168H225ZM230 169V168H229ZM243 169V168H242ZM245 169H247V168H245ZM245 169H243V170H245ZM253 169H255V168H253ZM258 169H260V168H258ZM258 169H257V171H258ZM263 169V168H262ZM93 170V169H92ZM117 170L115 171V172H117ZM145 170H142V171H145ZM206 171H205V173L204 174H207V175H209L208 173H206L208 170H209V168H208V170L207 169H205ZM211 170V169H210ZM211 170V171H212ZM217 170H218V167H217ZM96 171V170H95ZM113 171V170H112ZM124 172L126 171V170H123ZM204 171V170H203ZM202 171V172H203ZM210 171V172H211ZM215 171V170H214ZM213 171V172H214ZM225 171V170H224ZM230 171V170H229ZM233 171V170H232ZM231 171V172H232ZM256 170H255V173L257 172ZM109 172H110V170H109ZM120 173H121V171H119ZM123 172V173H124ZM146 172V171H145ZM145 172H141L142 174L141 175H144V173ZM221 172H223V171H221ZM243 172V171H242ZM241 171H240V173H242ZM262 172V174H263V171H261ZM261 172H259V174L261 173ZM104 174L105 173H107V172H103ZM122 173V174H123ZM126 173V174H127ZM215 173V172H214ZM229 173V175L231 176L232 175V173L230 174V172H228ZM233 173H235V172H233ZM244 173V172H243ZM242 173V176H244V174L246 175V173H244L243 174ZM258 173V172H257ZM126 174H124V175H126ZM130 174H131V172H130ZM223 174V173H222ZM236 174V173H235ZM237 174H239V173H237ZM252 175L254 174V171H253V173H251ZM103 175V174H102ZM117 175V174H116ZM127 175H129V174H127ZM126 175V176H127ZM211 175H212V173H211ZM211 175H209V176H211ZM216 175V174H215ZM218 175H219V173H218ZM258 175V174H257ZM257 175H255V176H257ZM261 175V174H260ZM259 175V176H260ZM264 175V174H263ZM105 176V175H104ZM103 176V177H104ZM123 176V175H122ZM125 176V177H126ZM132 176V175H131ZM206 176V175H205ZM220 176H221V174H220ZM219 176V177H220ZM223 176V175H222ZM224 176H226V174L224 175ZM228 176V175H227ZM236 176H240V175H236ZM248 176V175H247ZM247 176H244V177H247ZM251 175H250V173H249V177H250ZM110 177V176H109ZM119 178L121 177V175L120 176H118ZM129 177H130V175H129ZM142 177V176H141ZM229 177V176H228ZM232 177H234L233 175L231 176V178H226V180L227 179H229V181H230V179H232ZM243 177V178H244ZM258 177V176H257ZM257 177H255V179L257 178ZM264 177V176H263ZM262 176L260 177V181H258L257 183H259V182H263V180L261 179V178H263ZM105 178V177H104ZM106 178H108V176H106ZM123 178V177H122ZM128 178V177H127ZM127 178H125L126 180H129V179H127ZM133 178V177H132ZM146 178H143V180L144 179H146ZM203 178H205V177H203ZM223 178H225V177H223ZM236 178V177H235ZM240 178V177H239ZM252 178V177H251ZM250 178V179H251ZM259 178V177H258ZM134 179V178H133ZM130 180V182H134V181H136V180ZM202 179V178H201ZM211 179V178H210ZM222 179V178H221ZM246 179V178H245ZM244 179V180H245ZM247 179H248V177H247ZM246 179V180H247ZM252 179H254V175H253V178ZM264 179V178H263ZM106 180H108V179H106ZM124 180V179H123ZM123 180H122V182H123ZM138 180H137V183H140V182H138ZM213 180V179H212ZM218 180V179H217ZM242 180V179H241ZM245 180V181H246ZM258 180V179H257ZM262 180V181H261ZM200 181V182H199ZM214 181V180H213ZM220 181H222V180H220L219 179V182ZM228 181V180H227ZM226 181V182H227ZM235 181V180H234ZM250 181V180H249ZM253 181H255V180H253ZM252 181V182H253ZM125 182V181H124ZM124 182H123V184H124ZM224 182V181H223ZM233 182V181H232ZM238 182H239V179H238ZM237 182V183H238ZM241 182V181H240ZM239 182V183H240ZM119 183V182H118ZM129 183V182H128ZM128 183H126V184H128ZM136 183V182H135ZM140 183V184H141ZM220 183H222V182H220ZM234 183V182H233ZM248 183V182H247ZM251 183V182H250ZM120 185H121V183H119ZM131 184V183H130ZM129 184V185H130ZM211 184H214V183H210V185ZM216 184H219V183H216ZM229 184H231L230 182H229ZM235 184H236V182H235ZM235 184H231L230 186L233 188V186L235 185ZM240 184H242V182L240 183ZM239 184V185H240ZM252 184V183H251ZM260 184V183H259ZM106 185V184H105ZM108 185V184H107ZM106 185V186H107ZM129 185H127L128 187H131L130 189L132 190V188L135 190V186L134 187H132V184L129 186ZM138 185V184H137ZM136 185V186H137ZM222 185V184H221ZM225 185V184H224ZM248 185V184H247ZM254 185H255V183H254ZM258 185V184H257ZM262 186H263V183L261 184ZM122 186V185H121ZM237 186V185H236ZM253 186V185H252ZM251 186V187H252ZM124 187V186H123ZM138 187V186H137ZM136 187V188H137ZM219 187V186H218ZM217 187V188H218ZM223 187H226V186H223ZM229 186H227V188H228ZM245 187V186H244ZM248 187V186H247ZM247 187H245L246 189H247ZM256 187V189L258 188V186H255ZM254 187V188H255ZM138 188V189H139ZM206 188V187H205ZM222 188V187H221ZM239 188V187H238ZM253 188V189H254ZM260 188V187H259ZM117 189V188H116ZM119 189H121L122 190V188H119ZM130 189H128V190H130ZM219 189H220V187H219ZM223 190H225L226 191V193H227V191L229 190H226V189H224V188H222ZM231 189V188H230ZM234 190H235V186H234V188H233ZM244 189V188H243ZM252 189V188H251ZM250 189V190H251ZM252 189V190H253ZM118 190V189H117ZM120 190V191H121ZM133 190V191H134ZM205 190V189H204ZM240 190H242V189H239V191ZM248 190V189H247ZM251 190V191H252ZM255 190V189H254ZM252 191L254 194H255V192L257 191ZM125 191H126V188H125ZM238 191V190H237ZM238 191V192H239ZM245 191V190H244ZM249 191V190H248ZM248 191H246V192H248ZM121 192H123V191H121ZM121 192H119V193H121ZM130 191H127V193H129ZM135 192H136V190H135ZM233 192V191H232ZM263 192V191H262ZM127 193H125V194H127ZM206 193V192H205ZM245 193V192H244ZM243 193V194H244ZM257 193H258V191H257ZM131 195H132V193H130ZM128 195V196H131V195ZM133 194H134V192H133ZM228 194V193H227ZM247 194V193H246ZM249 194H251L250 193V191H249ZM118 195H120V194H118ZM122 195V194H121ZM123 195H124V193H123ZM123 195H122V197H123ZM135 195V194H134ZM137 195H139L138 193H137ZM233 195V194H232ZM245 195V194H244ZM252 195V194H251ZM257 195V194H256ZM133 196V195H132ZM142 196V195H141ZM140 196V197H141ZM208 196V195H207ZM210 196H211V194H210ZM209 196V197H210ZM213 196H214V194H213ZM212 196V197H213ZM221 196V195H220ZM241 196V195H240ZM243 196V195H242ZM259 195H257V197H258ZM261 196V195H260ZM263 197H264V195H262ZM125 197V196H124ZM123 197V198H124ZM134 197H136V200L139 202L140 200H138V196H134ZM139 197V198H140ZM152 197H154V199H151ZM208 197V198H209ZM212 197H210V198H212ZM215 197H216V199H217V196L215 195ZM219 197V196H218ZM238 197V196H237ZM248 198H249V196H247ZM254 197H256V196H253V199H254ZM144 197H141L140 199H143ZM208 198H206V200L208 199ZM241 198V197H240ZM259 198H261V197H259ZM258 198V199H259ZM119 199V198H118ZM126 199V198H125ZM127 199H129L128 197H127ZM132 200H133V198H131ZM131 199H129V204H130V201H132ZM135 199V198H134ZM213 199V198H212ZM262 199H264V198H262ZM261 199V200H262ZM120 200V199H119ZM119 200H117L118 202H120V204H121V201L123 202V199L121 200V201H119ZM136 200H133L132 201V203L135 201V202H137ZM205 200V201H206ZM210 200V199H209ZM220 200V199H219ZM236 200H237V198H236ZM249 200H251V199H249ZM256 200V199H255ZM261 200H259L260 202H262ZM218 201V200H217ZM216 201V202H217ZM224 201V200H223ZM227 201V200H226ZM230 201H231V199H230ZM238 201V200H237ZM254 201V200H253ZM258 201V200H257ZM117 202V203H118ZM125 202H127L126 200H125ZM125 202H123V203H125ZM128 202L126 203V205H128ZM207 202V201H206ZM209 202H211V200L209 201ZM259 202V203H260ZM141 203H139V204H141ZM148 205H147V204ZM208 203V202H207ZM220 203H221V201H220ZM225 203V202H224ZM227 203H229V200L227 201ZM235 203V202H234ZM252 203V202H251ZM255 203V201L252 203V204H254ZM258 203V202H257ZM263 203H264V201H263ZM119 204V203H118ZM139 204L137 205V204H135L136 206H138V208H140L139 207ZM215 204V203H214ZM217 204V203H216ZM219 204V203H218ZM222 204V203H221ZM226 204V203H225ZM251 204V206H253ZM133 206H134V204H132ZM142 205V207L144 208L145 207V205L143 206ZM245 205V204H244ZM247 205V204H246ZM260 205V204H259ZM259 205H257V206H259ZM262 205H264V204H262ZM119 206V205H118ZM122 206L124 207V205H122L121 204V209H122ZM211 206V205H210ZM209 206V207H210ZM212 206H213V203H212ZM219 206H221L220 204H219ZM226 206H228V205H226ZM225 206V207H226ZM232 206V205H231ZM234 206V205H233ZM256 206V207H257ZM130 208H131V206H129ZM213 207H215V205L213 206ZM224 207V208H225ZM249 207V206H248ZM264 207V206H263ZM124 208H126V206L124 207ZM123 208V209H124ZM127 208H128V206H127ZM137 208V209H138ZM143 208H141V209H143ZM206 208V207H205ZM207 208H208V206H207ZM211 208V207H210ZM217 208V207H216ZM221 208H222V206H221ZM220 208V209H221ZM238 208V207H237ZM236 208V209H237ZM242 208V207H241ZM254 208H255V206L252 208L253 210H254ZM260 208H262V207H259V209ZM115 209H116V207H115ZM129 209V208H128ZM133 209H136L135 207L133 208L132 207V209H131V212L133 213H131L132 215H133V217H134V219H129V222H127L126 221V223H125V225H128L127 226V229L129 228V227H131V229H130V231L133 229V225H136V224H133L134 223V220H135V222L137 221L135 218H136V216L138 215L139 216V212H138V214H137V212L135 211V210H133ZM211 209H213V208H211ZM232 209V208H231ZM243 209V208H242ZM257 209H258V207H257ZM257 209H256V211H257ZM127 210V209H126ZM125 210V211H126ZM130 210V209H129ZM128 210V211H129ZM234 210H235V208H234ZM245 209H243V211H244ZM249 210V209H248ZM124 211V210H123ZM142 211H144V212H142ZM260 211V210H259ZM261 211H264V210H261ZM260 211V212H261ZM142 212V213H141ZM208 212H209V208H208ZM217 212V211H216ZM240 212V211H239ZM251 212V211H250ZM258 212V211H257ZM123 213H127V212H123ZM129 213H130V211H129ZM218 213H220L219 211H218ZM223 213H225V212H223ZM241 213H243V212H241ZM245 213V212H244ZM243 213V214H244ZM252 213V212H251ZM254 213V212H253ZM252 213V214H253ZM259 213V212H258ZM257 213V215H258V218H259V214ZM262 213V212H261ZM137 214V215H136ZM232 214V213H231ZM246 214H248V213H246ZM263 214H264V212H263ZM263 214H261L262 216H263ZM120 215V214H119ZM118 215V217H120ZM123 215V214H122ZM125 215V214H124ZM128 215V214H127ZM127 215H125V216H127ZM221 215V214H220ZM219 215V216H220ZM224 215H226V214H224ZM249 215H250V213H249ZM248 215V216H249ZM255 215V214H254ZM124 216V217H125ZM129 216H130V218H133V217H131V215L129 214ZM144 216V217H143ZM226 216H228V215H226ZM225 216V217H226ZM236 216H237V214H236ZM251 216H253V215H251ZM140 217V216H139ZM222 217V216H221ZM230 217L231 216H229L228 218V221L230 220ZM241 217V216H240ZM261 217V216H260ZM264 217V216H263ZM155 218L153 219L152 218V221H154L155 220ZM237 218H239V217H237ZM236 218V219H237ZM243 218V217H242ZM241 218V219H242ZM120 219V218H119ZM118 219V220H119ZM127 219V218H126ZM212 219V218H211ZM214 219V218H213ZM223 219H225V218H223ZM227 219V218H226ZM244 219V218H243ZM256 219H257V217H256ZM151 220V219H150ZM206 220H208V218L206 219ZM218 220H220V218L218 219ZM240 220V219H239ZM260 220H261V218H260ZM263 220V219H262ZM131 221V222H130ZM145 221H147V222H149L148 221V219L146 220L145 219ZM151 221V222H152ZM156 221V220H155ZM212 221V220H211ZM210 221V222H211ZM221 221V220H220ZM220 221H218V224H220L221 222ZM227 221V222H228ZM233 221H235V219L233 220ZM257 221V220H256ZM119 222H120V220H119ZM119 222H118V224H119ZM121 222L124 224V220H122V218H121ZM120 222V223H121ZM133 222V223H132ZM139 223H140V219H139V221H138ZM151 222H149V224L150 225H148L147 227H152V225H151ZM206 222V221H205ZM208 222V221H207ZM216 222V221H215ZM220 222V223H219ZM262 222H264V221H262ZM129 223H132L133 225H131V226H129ZM146 223V222H145ZM145 223H140L139 225H140V227H142V225L143 224H145ZM154 223V222H153ZM158 223H160V222H158ZM211 223H213V222H211ZM223 223V222H222ZM146 224H148V223H146ZM145 224V225H146ZM156 224H157V221H156ZM206 224V223H205ZM214 224H216V223H214ZM228 224H229V222H228ZM235 224H236V222H235ZM238 224V223H237ZM236 224V225H237ZM257 224H258V222H257ZM261 224V223H260ZM122 225V224H121ZM120 225V226H121ZM207 225H208V223H207ZM206 225V226H207ZM230 225V224H229ZM234 225V224H233ZM238 225H241V223L240 224H238ZM237 225V226H238ZM259 225V224H258ZM264 225V224H263ZM137 227H134V229H136V228H138L139 226H138V224L136 225ZM210 226H212V225H210ZM226 226H227V223H226ZM208 227V226H207ZM215 227H217V226H215ZM222 227V226H221ZM221 227H219V228H221ZM228 227V226H227ZM239 227H241V226H239ZM244 228L246 227V225L245 226H243ZM264 227V226H263ZM146 228V227H145ZM154 228V227H153ZM213 228V227H212ZM224 228V227H223ZM222 228V231H227V229L226 230H224ZM244 228H243V231H244ZM261 228V227H260ZM260 228H258V229H260ZM113 229V228H112ZM122 229V228H121ZM123 229H124V226H123ZM133 229V231L134 232H136V230H134ZM143 231H146L145 229H144V225H143V228H141ZM140 228H139V230H141ZM152 229V228H151ZM159 229H160V227H159ZM159 229H156V231L157 230H159ZM217 229V228H216ZM216 229H214V230H216ZM235 228L233 227V230H234ZM237 229H238V227H237ZM240 229V228H239ZM238 229V230H239ZM247 229V228H246ZM118 230H120V229H118ZM168 230L167 231H164V232H168ZM212 230V229H211ZM220 230V229H219ZM218 230V231H219ZM250 230H251V228H250ZM261 231L263 230L262 228L260 229ZM124 231H129V230H126V228H125V230H123V231H121V232H123L124 234H125V236H126V234L128 235V236H130L129 234H131V233H126V232H124ZM143 231H141V232H138L139 234H141ZM149 231H154V229H152V230H149ZM149 231H148V233L147 232H145V234L147 233V234H149ZM228 231H229V229H228ZM230 231H231V229H230ZM241 232H242V229L240 230ZM239 231V232H240ZM253 231V230H252ZM252 231L250 232L251 234H252ZM264 231V230H263ZM112 232V231H111ZM132 232V231H131ZM134 232H132V233H134ZM155 232V231H154ZM153 232V233H154ZM159 232V231H158ZM157 232V233H158ZM211 232V231H210ZM221 232V231H220ZM219 232V233H220ZM236 232V231H235ZM238 232V231H237ZM245 232H247V230L245 231ZM259 233H260V231H258ZM119 233V232H118ZM138 233H137V235H138ZM156 233V232H155ZM154 233V234H155ZM226 233V232H225ZM229 233V232H228ZM249 233V232H248ZM254 233H256V231L254 230ZM263 233V232H262ZM114 234V233H113ZM135 234V233H134ZM144 234V236H146ZM159 234H161V233H159ZM231 234H232V232H231ZM264 234V233H263ZM121 235V234H120ZM133 235V234H132ZM136 235V234H135ZM156 235V234H155ZM158 235V234H157ZM164 235H165V233H164ZM167 235H169L168 233H167ZM172 235V234H171ZM211 235V234H210ZM218 235V234H217ZM221 235H222V233H221ZM225 235V234H224ZM227 235V234H226ZM237 235V234H236ZM245 235H246V233H245ZM254 236L256 235V234H253ZM253 235H250L251 237L253 236ZM260 235V234H259ZM259 235H257V236H259ZM262 235V234H261ZM134 236V235H133ZM143 236V235H142ZM143 236V237H144ZM148 236V235H147ZM154 236V235H153ZM160 236V235H159ZM174 236V235H173ZM213 238L214 237H216V236H213V234L211 235ZM219 236V235H218ZM254 236H253V238H254ZM135 237V236H134ZM139 238V236H136V238ZM141 238V240L142 239H146V237H144V238ZM155 237V236H154ZM157 237V236H156ZM162 237V236H161ZM161 237H159V238H161ZM236 237V236H235ZM234 237V238H235ZM242 237V236H241ZM240 237V238H241ZM244 237V236H243ZM249 237V236H248ZM150 238H152V236H150ZM211 238V237H210ZM220 238H222V237H220ZM233 238V237H232ZM255 238H257V237H255ZM140 239V238H139ZM149 239V238H148ZM153 240L152 241H155V240H157L156 238H152ZM155 239V240H154ZM207 239H208V237H207ZM217 239H219V238H217ZM223 239V238H222ZM242 239V238H241ZM258 239L260 240V238L258 237ZM129 240V239H128ZM131 240V239H130ZM133 240H134V238H133ZM147 240V239H146ZM239 240V239H238ZM249 240V239H248ZM247 240V241H248ZM251 240H252V238H251ZM264 240V239H263ZM135 242L137 241V240H134ZM181 241V242H180ZM215 241H216V239H215ZM214 241V242H215ZM227 241V240H226ZM237 241V240H236ZM235 241V242H236ZM245 241H246V239H245ZM244 241V242H245ZM246 241V242H247ZM253 241H254V239H253ZM128 242H130V241H128ZM135 242L133 243V244H135ZM140 242H142V241H140ZM139 241H138V243H140ZM146 241H144V243H145ZM148 242H150V241H148ZM157 242V241H156ZM206 242V241H205ZM209 242H211V241H209ZM209 242H208V244H209ZM224 242V241H223ZM228 242V241H227ZM231 242V241H230ZM244 242H242L241 241V243H243V244H245ZM256 242H258V241H256ZM261 242V241H260ZM259 242V243H260ZM147 243V242H146ZM146 243L145 244H143V245H145V246H147V245H149V244H147L146 245ZM213 243V242H212ZM211 243V244H212ZM216 243V242H215ZM217 243H220V241L218 242L217 241ZM226 243V242H225ZM229 243V242H228ZM239 243H240V241H239ZM251 243V242H250ZM259 243H258V246H259ZM263 242H261L260 244H262ZM131 244H132V242H131ZM130 244V245H131ZM142 244H141V248H142ZM159 244V243H158ZM206 244L207 243H205V246H206ZM220 244H222V243H220ZM219 244V246H221L222 248L221 249H223V246L222 245H220ZM229 244H231V243H229ZM237 244V243H236ZM136 245V244H135ZM138 245V244H137ZM151 245H152V242H151ZM210 245V244H209ZM214 245H216V244H214ZM235 245V244H234ZM257 245V244H256ZM263 245V244H262ZM132 246V245H131ZM159 246V245H158ZM227 246H229V245H227ZM230 246H232V244L230 245ZM238 245H236V247H237ZM239 246H241V244L239 245ZM238 246V247H239ZM149 247V246H148ZM148 247H146L147 249H148ZM216 247V246H215ZM224 247H226V245L224 246ZM234 247V246H233ZM232 247V248H233ZM249 247V246H248ZM252 247V246H251ZM262 247H264V246H262ZM135 248V247H134ZM137 248V247H136ZM138 248L140 249V247L138 246ZM137 248V249H138ZM217 248V247H216ZM231 248V247H230ZM229 248V249H230ZM240 248V247H239ZM244 248V247H243ZM256 248H258V247H256ZM142 249H144L145 250V248H142ZM218 249H219V247H218ZM225 249H228V248H225ZM248 249V248H247ZM250 249V248H249ZM255 249V248H254ZM263 249V248H262ZM150 250V249H149ZM251 250V249H250ZM250 250H248V251H250ZM257 250V249H256ZM259 250V249H258ZM261 250V249H260ZM147 251V250H146ZM240 251H241V249H240ZM243 251V250H242ZM149 252V251H148ZM151 252V251H150ZM150 252L148 253V254H145L144 255V257H146V255H147V257L149 256H151V254H150ZM223 252V251H222ZM244 253L246 252L245 250L243 251ZM251 252V251H250ZM250 252H248L249 254H251ZM252 252H254L253 250H252ZM258 252V251H257ZM261 252V251H260ZM259 252V253H260ZM153 253V252H152ZM238 253H240L239 252V249H238ZM244 253H242V254H244ZM247 253V254H248ZM248 254V255H249ZM257 254V253H256ZM263 254V253H262ZM153 255H155L154 253H153ZM151 256L150 258L148 257H146L145 259L147 260V259H150V260H152L153 258L152 257H154V256ZM236 256H237V254H235ZM239 255H241V254H239ZM247 255V256H248ZM255 255V254H254ZM253 255V253H252V256H254ZM259 255H261V254H259ZM258 255V256H259ZM225 257V256H224ZM239 257V256H238ZM237 257V258H238ZM240 257H242V255L240 256ZM261 257H263V255H261L260 256V258ZM226 258V257H225ZM228 258V257H227ZM231 259H233V257H230ZM243 258V257H242ZM247 258V257H246ZM249 258V257H248ZM258 258V257H257ZM256 258V259H257ZM144 259V260H145ZM156 258H154V260H155ZM251 259H252V257H251ZM250 259V260H251ZM255 258H254V260H256ZM259 259V258H258ZM145 260V261H146ZM149 260V261H150ZM224 260H226V259H224ZM228 260H229V258H228ZM235 259H233V261H234ZM239 260H240V258H239ZM232 261V260H231ZM257 261H259V260H257ZM256 261V262H257ZM262 261V262H261ZM148 262V261H147ZM146 262V263H147ZM152 262H154V261H152ZM156 263L158 262L157 261V259H156V261H155ZM223 263L222 264H224V262L225 261H222ZM226 262H227V260H226ZM230 261H228V263H229ZM235 262H237V261H235ZM244 262H246V261H244ZM252 262V261H251ZM259 262H261L260 264H264V260L262 259V260H260ZM259 262H257V263H259ZM151 263V262H150ZM253 263V262H252ZM256 263V264H257ZM152 264H155V263H152ZM161 264V263H160ZM247 264V263H246Z\"/></svg>","mask_w":264,"mask_h":264}]
</instances>
